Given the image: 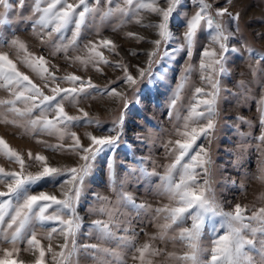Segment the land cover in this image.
I'll list each match as a JSON object with an SVG mask.
<instances>
[{
  "label": "snow or ice",
  "instance_id": "obj_1",
  "mask_svg": "<svg viewBox=\"0 0 264 264\" xmlns=\"http://www.w3.org/2000/svg\"><path fill=\"white\" fill-rule=\"evenodd\" d=\"M197 10L186 19L183 25V41L179 49L165 50V56H170L178 50H185L190 60L193 47L196 43L197 34L202 25L211 30L210 45L204 47L201 52L199 63L200 79L203 84L210 87L207 91L204 86L195 87L192 100L189 103L187 115L183 116L182 124L176 128L175 141L169 140L162 145L166 155L174 157L173 161L164 166L163 174L151 170L145 166L147 159L141 158L138 164L127 169L128 174H134L137 182L143 180L151 183L152 177H159L157 185L158 195L167 198L168 205L152 208L147 202H137L133 195L121 187L117 189L114 159L106 161L108 170L109 188L116 194L115 202L108 197L96 195L101 201V206L94 210L106 219H95L89 229V233H96L100 241H116L117 249L123 246L124 251L131 253L133 264H153V257L161 255L162 250L154 247L152 241L155 236L142 245L136 243L140 232L123 228V234L117 235L121 223L120 216L124 215L121 206L135 212L137 216L151 214L155 221L163 218L164 223L159 225L161 231L159 239L163 241L168 235V230L174 225L178 228V234L171 239L183 244L187 251L183 255L169 253L168 256L177 264H264V208L252 211L251 215H245L248 208L237 203L232 210L225 211L217 201L212 188V159L210 145L215 134L218 117V99L221 92L219 77L227 71L226 63L231 53L241 54V49L230 46V41L235 40L239 31L238 22L241 14L231 13L228 7L220 6L212 14L213 5L207 0H193ZM231 4L232 0H226ZM161 6L159 0H34L32 16L36 18L32 22L31 30L41 42L45 37L51 40L56 34L58 40L52 44V55L59 52L65 54L71 49L78 50L82 32L88 27L89 22L97 19L105 21L112 16H119L118 27L133 20L141 24V11L146 10L159 17L156 24L142 25L145 28L155 29L156 39L147 41L153 47L147 53L148 67L137 66V73L143 78L146 71H150L153 58L158 54L162 44L167 45L177 39L170 30V21L174 14L179 15L181 0H163ZM23 9L25 0H0V26L9 23V14L14 7ZM227 15L231 24L236 26L232 30L224 23ZM22 19H32L31 16ZM70 31L71 38L66 39V33ZM100 28L96 26L97 35ZM135 35L137 42L144 41L145 37ZM240 43V41H236ZM248 53L249 59L256 62L252 68L253 75L256 74L261 62H264V53L254 52L246 45H241ZM7 48L9 51L0 50V89L8 93V98H0V123L12 124L23 128L26 133L37 135L55 136L60 143L46 145L51 151L65 152L68 155H76L78 162L74 166H51L48 158L42 154L33 156L28 153V159L33 160L39 166L37 172L28 171L25 160L21 153L12 149L3 138H0V156L10 163L19 165V171H6L0 167V185L6 187V191H0V244L10 247L3 249L0 264H25L23 260L15 259L21 252V243L27 247L23 251L36 255L34 264H46V252L51 253V259L55 264H75L74 257L80 247L85 252L95 256L100 264H108L104 256H112L116 264H127L124 255L120 251L104 247L102 244H77V236L81 228V218L77 214V205L82 193L84 182L91 174L97 157L105 152L112 154L117 149L121 136L123 135L124 113L113 121L111 129H105L107 134L95 135L86 133L88 144H82L81 137L73 127L83 125L99 126V121L89 118V113L80 108L82 100L96 98V96H107L113 101H122L127 108V97L119 90L120 85H135L137 78L130 72L129 66L121 58L114 64L105 58L101 48L119 55L117 45L110 39L103 38L98 41H88L84 44L87 52L85 56H76L72 62H78L82 68L89 65L96 71H101L100 65L113 67L123 73L117 81V87H105L99 89L91 78L85 80L74 73L57 77L50 68L49 60L43 55H35L28 50L25 41L14 33L11 39L0 35V49ZM15 51L17 60L28 68L43 82V87L38 86L28 75L20 71L17 63L10 58V52ZM23 53V55H21ZM132 55H136L135 52ZM192 66L185 68L181 83L170 102V109H174L177 101L192 72ZM66 83L68 87H61ZM43 88H47L50 94H46ZM66 102L76 108L82 115H70L66 111ZM260 112V136L257 140L264 145V91L259 101ZM171 115V113H170ZM243 135V134H242ZM71 141L65 145V139ZM201 138L207 140V145L197 143ZM138 140L143 138L137 136ZM40 142V141H38ZM57 177H64L60 181L61 197L55 194L40 191L33 193L31 186L38 181ZM65 185L69 187L65 189ZM52 210L51 212L49 210ZM219 217L218 226H213V237L211 247L202 249L200 240L207 221ZM190 226H185L187 221ZM130 224V222H128ZM52 226L45 236L49 241L47 248L41 245L37 238L38 229L45 225ZM221 230L222 233H221ZM53 234L63 237L60 251H54L52 246ZM147 235V233H145ZM204 252L210 253L209 259L201 260Z\"/></svg>",
  "mask_w": 264,
  "mask_h": 264
},
{
  "label": "rangeland",
  "instance_id": "obj_2",
  "mask_svg": "<svg viewBox=\"0 0 264 264\" xmlns=\"http://www.w3.org/2000/svg\"><path fill=\"white\" fill-rule=\"evenodd\" d=\"M15 4V0H10ZM74 2V0H70ZM94 0H89L93 3ZM122 3V0H120ZM161 6L163 0H159ZM213 5L212 14L220 6L228 7L233 15L237 12L241 14L238 22L239 31L236 38L230 41V46L241 49V54L231 53L226 63V73L219 77L221 92L218 99L217 109V126L215 134L210 145V155L212 159V188L217 201L222 205L225 211L232 210L234 205L239 203L247 206L248 210L245 215H251L252 211L264 208V145L257 140L260 136V112L259 101L262 91H264V62H261L256 74L253 75L252 68L256 67V62L249 59L248 53L241 45H246L253 49L254 52L264 53V0H232L227 4L226 0H207ZM34 0H25V7L21 10L14 7L9 14V23L0 26V35L6 39H11L12 34L17 35L25 41L28 50L35 55L45 56L51 65L56 67L50 68L55 72L57 77L65 74L74 73L83 77L85 80L91 78L92 82L99 89L105 87H117V81L123 76L119 70L113 67L100 65L101 71H96L91 65L86 69L82 68L78 62H72L76 56L87 55L84 44L88 41H98L103 38L112 40L117 45L119 55L101 48L103 55L110 63L114 64L121 58L128 64L130 72L137 78L135 85H120L119 90L123 91L127 97V108L123 106L122 101H113L107 96H96V98L82 100L79 107L89 113V118H95L99 121L96 125H81L72 128L77 135L81 137L82 144H88L86 133L91 132L97 136L107 134L105 129H111L113 121L124 113L123 135L119 145L114 153H102L97 157L91 174L84 182L82 193L77 205V214L81 218V228L77 236V244H102L104 247L120 251L123 253L127 264H133L130 252L121 248L117 249L116 241H100L96 233H89L92 221L95 219H106L98 212L94 211L101 206V201L97 200L96 195L108 197L111 202H115L116 194L109 188L108 170L106 161L114 159L117 189L123 188L137 200V202H147L152 208L163 207L169 204L165 197L159 196L157 185L159 177H152L151 183L135 179L137 173L128 174L127 169L138 164L141 158H149L145 166L150 170L155 167L156 171L163 174L164 166L171 163L174 159L171 155L165 154L162 147L169 140L175 141L178 137L175 130L182 124L183 116L187 115L190 101L192 100L195 87L204 86L207 91H211L206 84L202 85L199 73V63L201 52L204 47L210 45L211 30L202 25L197 34L196 43L193 47V54L189 60L185 50H178L170 56H165V50L179 49L183 41V25L186 19L197 10L193 0H181V9L179 15H173L170 21V30L177 39L167 45L162 44L158 54L153 58L150 71H146L143 78L137 73V66L141 68L148 67L147 53L152 50V45L147 41L156 39L155 29L145 28L142 25L156 24L159 17L146 10L141 11V24L132 22L126 23L113 31V27L120 24L119 16H112L105 21L97 19L94 23L89 22L88 27L82 32L79 48L76 51L69 50L67 59L63 52L52 55V44L56 43L58 38L53 34L51 40L45 37L41 42L31 30L32 22L36 18L32 16V6ZM31 16L32 19H22ZM224 23L232 30L234 25L227 17H224ZM99 26L100 32L97 35L96 26ZM129 33L145 37L144 41L137 42L135 35L129 36ZM71 38L70 31L66 33V39ZM240 43H236V41ZM9 51L7 48L0 49ZM135 52L136 55H132ZM23 55V53L21 54ZM10 58L17 63L20 71L29 76L38 86L43 87V82L24 67L17 58L15 51L10 52ZM191 65L192 72L177 101L174 109H170V102L175 94L178 85L181 83L185 68ZM61 87H68L66 83H61ZM46 94H50L47 88H43ZM0 98H8V93L0 89ZM66 111L70 115H82L76 108L71 107L66 102ZM171 113V115H170ZM243 134V135H242ZM137 136L142 137L138 140ZM0 138L15 151L22 154L25 160V166L28 171L37 172L39 166L33 160L28 159V153L33 156L36 154L45 155L51 166H74L78 162L76 155H68L65 152L51 151L46 145H56L60 141L55 136L37 135L26 133L23 128L16 127L12 124L0 123ZM40 141V142H38ZM65 145L71 143L69 139L63 141ZM197 143L207 145V140L201 138ZM0 167L6 171H19V165L10 163L3 156H0ZM64 177H57L55 180L45 178L31 186L33 193L40 191L55 194L61 197L59 183ZM69 186L65 185V189ZM6 187L0 185V191H6ZM124 215L120 216V229L116 230L117 235L123 234V228L129 227L131 231L140 232L136 243L142 245L149 240V237L155 236L157 239L152 241L154 247L162 250L161 255L153 257V264H177L171 260L169 253L183 255L187 249L178 240L173 241L171 237L178 234V228L174 225L168 230V235L163 241L159 239L160 227L164 223L163 218L155 221L152 220L151 214L137 216L134 211L121 206ZM52 211L51 209L49 210ZM219 217L207 221L201 236L200 246L202 249L211 247L213 237V226H218ZM130 222V224L128 223ZM191 221H187L185 226H190ZM54 225H45L43 229H38L37 238L41 245L47 248L49 241L45 239L47 231ZM223 230H221L222 233ZM147 233V235L145 234ZM63 243V237L53 234V250L59 252L60 245ZM10 247L7 244H0V257L3 256V249ZM21 252L15 256V259L23 260L25 264H34L36 255L23 251L27 247L26 243H21ZM85 252L80 247L77 255L74 257L75 264H100L97 258ZM210 253L204 252L201 260L209 259ZM108 264H116L112 256H104ZM46 264H55L51 259V253L46 252ZM138 264V262H137Z\"/></svg>",
  "mask_w": 264,
  "mask_h": 264
}]
</instances>
